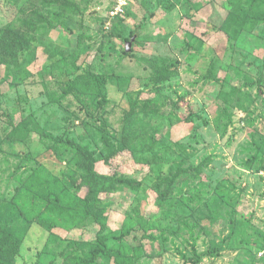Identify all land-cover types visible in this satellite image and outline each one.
Segmentation results:
<instances>
[{"label": "rangeland", "instance_id": "rangeland-1", "mask_svg": "<svg viewBox=\"0 0 264 264\" xmlns=\"http://www.w3.org/2000/svg\"><path fill=\"white\" fill-rule=\"evenodd\" d=\"M74 1L80 8L64 9L62 17H54L64 27L50 19L51 27L39 36L23 68L9 72L4 80L6 69L0 67V201H31L33 192L19 180L28 167L41 168L49 181L63 178L75 154L66 143L69 138L90 143L98 152V171L110 172L102 160L100 119H106L116 136L130 97L142 93L140 99L151 104L129 119V130L144 136L157 133L165 143L170 137L185 150L186 167L211 159L203 170L208 180L194 182L189 175L179 181L178 188L198 195L186 215L175 209L180 196L159 212L150 183L137 196L112 195L110 229L116 235L127 225L136 229L121 243L113 240L114 248L126 249L130 256L140 249L136 264H183L181 253L192 258L190 232L183 225L187 221L197 225L199 253L219 251V256H207L202 264H264V172L245 166L256 152L254 143H264V97L257 98V90L250 89L253 106L247 105L245 112L234 105L233 122L224 132V123H216L222 89L216 81H204L214 70L225 84L223 89L230 91L245 89L264 76L262 35H242L231 45L225 0H131L122 15V31L112 25L119 0ZM28 3L37 1L0 0V32L16 23L21 6ZM137 27H142L143 37L125 55L130 41L125 39ZM163 65L172 79L158 87L150 85L152 74ZM88 73L115 75L108 84L109 104L103 117L98 116L100 98L77 91L81 100L68 90L69 82H85ZM186 117L194 121L188 124ZM21 123L25 129L18 128ZM114 164L135 179L149 174L129 153ZM41 211L46 213V208ZM154 225L159 228H150ZM54 232L63 240L84 244L95 239L96 228L65 226ZM146 234L159 240L148 241L143 238ZM51 235L36 219L17 263L65 264L64 256L56 255V246H47Z\"/></svg>", "mask_w": 264, "mask_h": 264}, {"label": "trees", "instance_id": "trees-1", "mask_svg": "<svg viewBox=\"0 0 264 264\" xmlns=\"http://www.w3.org/2000/svg\"><path fill=\"white\" fill-rule=\"evenodd\" d=\"M36 1V4L28 3L23 6L24 3L16 23L7 26L0 32V67L3 66L6 69L4 80L8 77L9 72L24 67L26 56L39 43V36L44 30L51 27L50 19H55L58 22L57 27H64L65 24L60 23L54 17H62L64 9L80 8L74 0ZM130 2L131 0L128 1V3ZM127 6L124 7L123 13L116 15V18L113 19L114 30L122 31L125 18L122 15ZM224 7L230 11V26L226 27V32L228 35L230 34L231 45L239 42L242 35L257 36L256 34H260L264 40V0H225ZM141 28L137 27L131 38L125 39V42L135 38L133 43L138 47L143 37ZM124 54L129 55L126 53V49ZM75 66H78L76 62ZM172 75L168 67L163 65L156 68L149 84L157 87L164 85L172 79ZM87 78L82 83L69 82L68 90L78 99L81 97L77 91H80L82 95L89 94L100 98L98 116L103 117L109 104L108 84L114 81L115 75L88 73ZM204 81L206 84L216 81L222 89L219 95L220 110L216 117V123L218 126L224 123V132H226L228 124L233 122L230 111L234 105L245 112L247 105L253 106L250 89L257 90V98L264 97V76L257 81L248 83L245 89L234 87L230 91L223 89L225 84L217 78L214 70L210 71L208 77H204ZM141 94H137V97H130L129 109L122 118L123 126L116 136L106 119H100L98 136L104 149L102 160L110 169L107 174H101L98 171V152L92 148L90 143L84 144L70 138L66 143L75 154L63 178L49 176L53 178L49 181L44 178L41 168L28 167L22 171L19 180L22 184L28 185L27 189L32 191L34 196L31 201L25 203L14 201V199L9 202L0 201V264H18L17 257L31 225L36 219H39L43 226L52 231L47 246H56L58 250L56 255H63L66 259L65 264H136L141 258L140 249L134 256H130L125 251L126 249L121 251L119 248L117 250L112 245L113 240H118L121 243L136 230L133 226L127 225L122 228L120 234L116 235L110 229L108 214L112 209L110 198L112 195L128 192L137 196L143 194L150 183L157 193L156 206L159 212H162L166 206H171L173 199L177 196L181 198L175 201L176 210L186 215L187 211L193 208L198 195L184 192L183 189L178 188V183L183 177L189 175L194 182L207 181L203 170L211 159H206L198 166L186 167L185 150L170 137L165 143L157 133L144 136L130 131L127 127L129 119L144 112V109L151 104L148 100H141ZM211 110L212 113L216 112V110ZM185 121L190 124L194 120L192 117H186ZM18 128L25 129L26 127L21 123ZM254 147L256 152L247 160L245 166L248 170L255 166L258 172H264V143H254ZM126 153L131 155L137 166L148 169L147 177L135 179L118 169L114 161ZM167 166L168 172L166 173ZM44 207L46 213L41 211V208L44 209ZM170 216L167 214V218ZM183 225L190 232V240H192L190 245L192 258L181 253L183 264H202L207 256L212 258L219 256L218 249L199 253L197 250L198 237L195 235L197 225H189L187 221ZM65 226L96 228L95 239L84 244L63 240L54 232V229ZM150 228L157 230L159 226L154 225ZM143 238L148 241L159 240V237L149 234ZM162 240L165 242L168 239L162 238Z\"/></svg>", "mask_w": 264, "mask_h": 264}, {"label": "built area", "instance_id": "built-area-1", "mask_svg": "<svg viewBox=\"0 0 264 264\" xmlns=\"http://www.w3.org/2000/svg\"><path fill=\"white\" fill-rule=\"evenodd\" d=\"M129 0H119L118 5L115 8L114 14H120L124 12V7L127 6Z\"/></svg>", "mask_w": 264, "mask_h": 264}, {"label": "water", "instance_id": "water-1", "mask_svg": "<svg viewBox=\"0 0 264 264\" xmlns=\"http://www.w3.org/2000/svg\"><path fill=\"white\" fill-rule=\"evenodd\" d=\"M134 41H135V38H133L132 41H130L127 44V46H126V52H130L131 51V47H132Z\"/></svg>", "mask_w": 264, "mask_h": 264}]
</instances>
